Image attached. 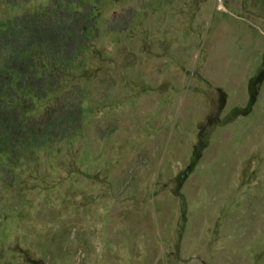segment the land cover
Masks as SVG:
<instances>
[{"label": "rangeland", "instance_id": "374dc122", "mask_svg": "<svg viewBox=\"0 0 264 264\" xmlns=\"http://www.w3.org/2000/svg\"><path fill=\"white\" fill-rule=\"evenodd\" d=\"M84 5L82 129L0 157V264H264V0Z\"/></svg>", "mask_w": 264, "mask_h": 264}, {"label": "trees", "instance_id": "16d2710c", "mask_svg": "<svg viewBox=\"0 0 264 264\" xmlns=\"http://www.w3.org/2000/svg\"><path fill=\"white\" fill-rule=\"evenodd\" d=\"M72 2L0 18V157L54 145L82 129L85 94L75 63L97 19L92 8Z\"/></svg>", "mask_w": 264, "mask_h": 264}]
</instances>
